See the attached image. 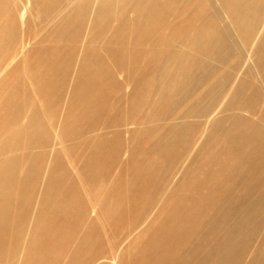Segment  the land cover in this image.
<instances>
[{
	"label": "rangeland",
	"instance_id": "374dc122",
	"mask_svg": "<svg viewBox=\"0 0 264 264\" xmlns=\"http://www.w3.org/2000/svg\"><path fill=\"white\" fill-rule=\"evenodd\" d=\"M2 3L0 264H264V157L247 145L264 129V8L243 36L220 0H178L141 39L139 0ZM208 5L239 53L166 106L163 53Z\"/></svg>",
	"mask_w": 264,
	"mask_h": 264
},
{
	"label": "bare ground",
	"instance_id": "6f19581e",
	"mask_svg": "<svg viewBox=\"0 0 264 264\" xmlns=\"http://www.w3.org/2000/svg\"><path fill=\"white\" fill-rule=\"evenodd\" d=\"M106 1L108 2V4H111V3H115L116 0H106ZM139 1L142 3L141 6L142 18L139 21L138 25L136 26V29L138 30V34L140 35L141 39L151 36L156 31L157 26L163 23L168 17H170V15L174 14L178 9V7L176 6L178 0H139ZM197 1L199 2V0ZM220 1L222 3L223 10L228 15H230L234 25L239 27V30L241 34H243V36L244 35L248 36L252 31L255 30V28L259 24L260 15L263 12L264 0H220ZM207 10H208L207 16H203V15L202 17L200 16L199 25L195 27L193 33L188 38H186L184 48H182V46L180 45L179 47L177 46L174 49L163 53L164 61L163 64L161 65L162 66L161 76L165 74L171 75V80L168 83H163L161 86H159L160 91L164 94L162 102H164V105L166 106H172L175 104L184 103L183 97H185V95L184 96L182 95L183 96L182 97L180 93L187 92L188 85L192 78H196V79L198 78V80L202 79L204 81L206 79L208 80V78L211 79V76L215 74V71L217 69L215 70L214 69L215 67L213 65H212L213 67L208 65L210 63L209 60H212V58L214 57L218 58V56H221L222 61L224 62L223 64H226L227 61H229V59L234 57L236 54L238 55L239 53V51L237 50L235 52L233 51L235 46H233L231 43L230 45L226 42V38L228 37L230 39V36L227 33L226 29L217 26L218 18L213 14H210L209 12L212 10L211 6L208 5ZM197 13H198V8L195 9V14L193 12L192 15L196 16ZM4 15L5 14H4L3 3L2 0H0V17L4 18ZM206 19L211 24V29H213L212 34L207 33L206 30L207 25H204V23H208ZM1 21H0V39L3 37L4 34V25L2 24ZM198 54L201 55L200 59L199 56L197 57ZM195 60H197V62H195ZM219 62L220 61H218V63ZM192 83H194V80ZM206 85L208 84L206 83ZM214 85L217 84L214 83ZM238 94L239 92L237 89H235L232 93V99L236 98L237 100L236 102H238V99H240ZM204 99H207V97L203 93L199 95L196 101L199 100L200 102L203 101ZM215 100H213L208 105L211 107V105L214 103ZM234 102L235 101L233 100H231V102L228 101L225 107L228 108V110L231 109L233 111L236 109V107L241 105V103L238 104ZM193 110L188 109V113H189L188 115H190L193 112ZM188 115L187 117H189ZM184 131L185 130H183V133ZM251 135L253 136V139L251 140L252 142L250 140L249 143L246 142L249 149L252 148V143L253 144L259 143V158L261 155H262L261 158H263L264 129L262 128L255 129V131L251 132ZM260 170H262L261 167H259V171ZM235 173L238 174L240 173V171L236 170ZM226 244H228V241L225 242V245ZM218 255L220 256V259H224V260L228 259L229 257L228 253L225 252L218 253ZM216 264H220V263L217 262Z\"/></svg>",
	"mask_w": 264,
	"mask_h": 264
}]
</instances>
